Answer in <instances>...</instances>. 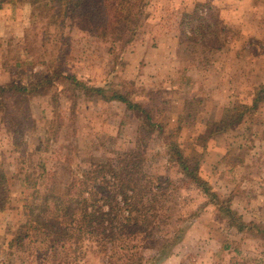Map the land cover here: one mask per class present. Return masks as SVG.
<instances>
[{
    "label": "rangeland",
    "instance_id": "rangeland-1",
    "mask_svg": "<svg viewBox=\"0 0 264 264\" xmlns=\"http://www.w3.org/2000/svg\"><path fill=\"white\" fill-rule=\"evenodd\" d=\"M148 2L141 40L124 53L120 42L113 47L105 35L78 24L66 28L68 33L52 28L46 38L41 18L31 25L26 0L0 9V83L45 79L50 62L60 63L65 74L47 77L41 93L21 106L24 135L18 144L8 135L9 121L0 120V165L14 178L0 210L1 259H7V243L26 220L24 206L33 192L29 173L44 172L48 191L64 196L69 181H79L92 165L112 170L130 159L141 165L139 175L171 183L166 207L172 220L152 230L156 247L142 250L146 264H232L236 258L264 264V236L227 231L224 215L206 203L211 196L180 171L167 146L179 141L200 161V175L215 199L230 200L244 219L264 228V0ZM196 26L202 30L193 32ZM68 76L128 94L153 113L162 133L157 128L150 135L125 103L98 92L86 95ZM229 109L235 117L244 112L243 121L199 138L207 126L229 117ZM173 224L188 225V231L162 257L159 248L173 238ZM30 253L29 264H41L43 255ZM101 262L89 252L82 264Z\"/></svg>",
    "mask_w": 264,
    "mask_h": 264
},
{
    "label": "trees",
    "instance_id": "trees-1",
    "mask_svg": "<svg viewBox=\"0 0 264 264\" xmlns=\"http://www.w3.org/2000/svg\"><path fill=\"white\" fill-rule=\"evenodd\" d=\"M26 1L32 6L31 25L35 28L38 22L36 19L41 18L45 22L43 26L46 38L52 36V28L59 29L61 34L66 32V28L78 24L85 31L105 35L108 40L113 41V47L120 42L123 53L130 44L141 40L149 4L148 0ZM8 4L14 5L15 0H0V9ZM210 8L209 5L208 12ZM38 12L47 16L42 17ZM209 17H212L211 13ZM206 18L208 16L205 14L201 20ZM197 29L202 30L200 26H196L193 32ZM54 37V42H60L56 40L58 36ZM34 45L36 43L33 48ZM53 64H46L45 79H34L30 83H0V108L3 109L0 120L9 121L8 135L17 144L18 139L24 135L21 106L30 101V95L41 93L43 85L50 82L47 77L65 76L63 66L60 63L56 66ZM68 77L73 79L75 86L81 87L86 95L98 92L102 93L107 101L125 103L137 113V118L148 126L150 135L157 128L162 133L163 128L153 113L141 103L134 102L128 94H123L117 89L110 90L107 86L88 85L74 76ZM107 92L112 94L107 95ZM229 113L231 115L223 121L207 126L199 138L225 132L243 121L244 112L236 117L235 114L238 113L233 114L234 110L229 109ZM167 146L172 152L171 160L180 171L191 183L201 187L211 196L206 203L214 205L216 210L224 215L227 231L234 230V234L255 231L264 236V228L256 222L244 219L241 213L231 206L230 200L220 202L215 199L216 195L200 175V161L190 158L179 141H170ZM28 156L32 160L34 153L31 152ZM92 167L83 177L78 178L79 181L76 178L69 181L64 196L53 190L48 191V184H44L48 178L44 172L27 175V181L33 182V192L24 206L26 220L17 227L15 235L8 241L7 247L12 251L7 259L0 258V264H29L28 257L25 256L27 251H31L30 254H42L41 264H82L89 252L101 257V264H146L142 250L156 247L152 230L155 225L167 224L172 220L166 207L171 183L162 184V181H155L149 174L139 175L137 172L142 169L141 165L136 166L130 159L112 170L99 165ZM9 180H14L13 176L5 174L0 165V210L5 209ZM188 227H174L173 224V238L167 237L166 242L159 248L162 257L168 256L183 240ZM231 262L248 264V260L243 258H236Z\"/></svg>",
    "mask_w": 264,
    "mask_h": 264
},
{
    "label": "crops",
    "instance_id": "crops-1",
    "mask_svg": "<svg viewBox=\"0 0 264 264\" xmlns=\"http://www.w3.org/2000/svg\"><path fill=\"white\" fill-rule=\"evenodd\" d=\"M186 235V234H185ZM185 237V236H184ZM168 259V258H167Z\"/></svg>",
    "mask_w": 264,
    "mask_h": 264
}]
</instances>
